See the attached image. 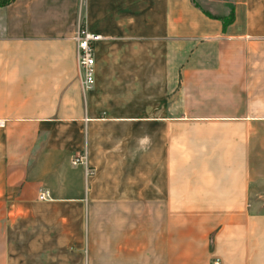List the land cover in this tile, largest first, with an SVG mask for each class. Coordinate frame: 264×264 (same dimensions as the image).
I'll return each mask as SVG.
<instances>
[{
	"label": "crops",
	"instance_id": "0c3cea01",
	"mask_svg": "<svg viewBox=\"0 0 264 264\" xmlns=\"http://www.w3.org/2000/svg\"><path fill=\"white\" fill-rule=\"evenodd\" d=\"M0 264H264V0L0 5Z\"/></svg>",
	"mask_w": 264,
	"mask_h": 264
},
{
	"label": "built area",
	"instance_id": "2783aa9c",
	"mask_svg": "<svg viewBox=\"0 0 264 264\" xmlns=\"http://www.w3.org/2000/svg\"><path fill=\"white\" fill-rule=\"evenodd\" d=\"M100 38L99 35L91 33L80 27L74 35V40L77 45V63L78 68L83 76L82 85L85 88H90L94 83L95 68H94V42ZM84 155L75 156L72 158V164L76 165L83 162ZM44 195L41 194L40 198Z\"/></svg>",
	"mask_w": 264,
	"mask_h": 264
},
{
	"label": "trees",
	"instance_id": "16d2710c",
	"mask_svg": "<svg viewBox=\"0 0 264 264\" xmlns=\"http://www.w3.org/2000/svg\"><path fill=\"white\" fill-rule=\"evenodd\" d=\"M11 0H0V5H5L9 3Z\"/></svg>",
	"mask_w": 264,
	"mask_h": 264
}]
</instances>
